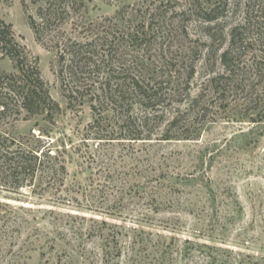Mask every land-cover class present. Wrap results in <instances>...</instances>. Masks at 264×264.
I'll return each instance as SVG.
<instances>
[{
    "label": "rangeland",
    "instance_id": "1",
    "mask_svg": "<svg viewBox=\"0 0 264 264\" xmlns=\"http://www.w3.org/2000/svg\"><path fill=\"white\" fill-rule=\"evenodd\" d=\"M84 1L37 41L22 0H0L61 108L51 122L0 118L1 131L41 137L61 162L19 190L0 173V264H264V1L229 0L209 25L201 8L189 12L195 0ZM94 29L108 35L115 69L163 82L161 106L124 114L152 116L151 140H97L122 112L102 102L96 113L88 98L68 108L60 46ZM229 48L234 74L220 60ZM14 71L0 48V74ZM174 116L184 137L161 140Z\"/></svg>",
    "mask_w": 264,
    "mask_h": 264
},
{
    "label": "trees",
    "instance_id": "2",
    "mask_svg": "<svg viewBox=\"0 0 264 264\" xmlns=\"http://www.w3.org/2000/svg\"><path fill=\"white\" fill-rule=\"evenodd\" d=\"M209 1L195 0L189 4V12H193L197 7L201 8V18L208 25L217 20L229 4V0H213L215 3ZM208 3H212L211 7L204 8L203 5ZM252 3L255 8L256 0H252ZM22 6L36 40L41 41L43 34L53 31L74 14L82 11L85 8V1L22 0ZM181 14H187V11ZM242 28L244 26L231 29L230 36L233 41L237 39L236 32ZM95 30L90 32V36H85V40L72 39L60 46L58 74L68 108L72 109L77 102L82 103L88 98L91 109L96 113L101 114L99 111L102 102L108 105L110 112L123 113L120 114L121 120L115 117L114 123H118L119 126L112 129V136L109 132V136L98 134L97 140H151L150 136L147 138L144 136L143 131L148 130L150 123L154 121V118L149 116L151 111L156 110L164 102L163 82H155L153 79L147 81L143 75L137 76L126 68L115 69L112 63V48L106 50L103 43L105 40L107 42L108 35L100 36ZM0 48L4 56L15 62L14 72L0 74V118L13 115L19 117L22 114L47 115V121L51 122L52 111L58 114L61 108L49 95L37 63L30 61L25 50L15 40L12 26L1 19ZM232 56V50L229 48L222 52L220 60L226 72L234 74L236 64ZM92 79H97L98 82L94 81L88 85L86 82ZM137 105L149 115L142 119L129 116L127 118L126 115ZM124 116L126 119H123ZM179 123L176 116L169 120L167 134L161 140H181L184 136L178 134ZM173 131L178 133L169 135ZM33 138L35 139V136ZM33 138L25 136L16 138L0 130V173L8 179L13 189L32 187L35 180L51 171L48 164L51 162L61 164L59 152L52 154L50 143L41 137L35 140ZM59 170H66L65 163Z\"/></svg>",
    "mask_w": 264,
    "mask_h": 264
}]
</instances>
